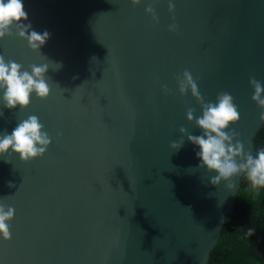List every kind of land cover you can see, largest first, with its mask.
I'll list each match as a JSON object with an SVG mask.
<instances>
[{"label": "water", "instance_id": "water-1", "mask_svg": "<svg viewBox=\"0 0 264 264\" xmlns=\"http://www.w3.org/2000/svg\"><path fill=\"white\" fill-rule=\"evenodd\" d=\"M168 2L23 0L24 23L50 39L34 52L13 28L0 54L29 71L47 63L51 92L23 110L0 102V133L36 115L52 142L27 163L0 157V203L15 209L0 264H206L240 177L229 191L198 167L199 148L179 129L200 135L186 111L202 109L175 77H199L205 102L230 93L240 120L226 131L250 152L262 124L249 78L264 85V0H172V13Z\"/></svg>", "mask_w": 264, "mask_h": 264}, {"label": "clouds", "instance_id": "clouds-1", "mask_svg": "<svg viewBox=\"0 0 264 264\" xmlns=\"http://www.w3.org/2000/svg\"><path fill=\"white\" fill-rule=\"evenodd\" d=\"M133 6L139 5L141 0H130ZM153 3L156 0H152ZM175 4L168 2L169 13L174 12ZM146 14L151 15L154 23H158V17L151 4L145 9ZM173 17V21H174ZM28 21V13L25 11L23 0H0V39L11 36L12 29L19 38L26 40L28 47L34 52H40L41 48L50 39L48 31L37 32L32 29ZM175 22L169 25V32H177ZM59 68L61 67L60 64ZM25 70L23 65L11 59H6L0 54V102L3 108L9 110H23L30 104V98L34 93L40 100H46L51 92L46 75L49 71L47 63L29 66ZM180 96H186L189 91L202 109V115L194 117L195 109L188 108L186 119L195 120V126L201 130L200 135H193L185 127H180V133L187 135L188 141L198 146L196 156L200 160L199 168H205L212 175L209 182L213 186H219L222 182L229 191L236 188V180L241 173L247 175L253 187L264 186V150L255 156L251 152L245 153L244 144L237 139L239 132L230 125L240 120L238 106L234 103V97L228 92L217 94L215 102H205L198 89L199 77L194 78L192 73L185 69L175 77ZM249 84L254 89L251 99L256 103L260 111V121H264V85L254 76L249 78ZM164 95H169L171 89L167 85L161 86ZM4 115L0 111V117ZM39 117L30 115L17 123L11 133H0V157L17 155L25 163L33 159L43 157L47 152L52 138ZM59 135V134H58ZM183 137V136H182ZM235 141V143H234ZM184 145V139L173 141L170 148L178 151ZM243 158V162L237 160ZM11 187V183L9 184ZM15 209L0 203V238L9 241L12 238L9 222L14 218Z\"/></svg>", "mask_w": 264, "mask_h": 264}, {"label": "trees", "instance_id": "trees-1", "mask_svg": "<svg viewBox=\"0 0 264 264\" xmlns=\"http://www.w3.org/2000/svg\"><path fill=\"white\" fill-rule=\"evenodd\" d=\"M252 141L255 156L264 150V121ZM232 209L224 216L206 264H264V186L253 187L241 173Z\"/></svg>", "mask_w": 264, "mask_h": 264}]
</instances>
